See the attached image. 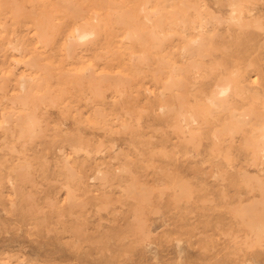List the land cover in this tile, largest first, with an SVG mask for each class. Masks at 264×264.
<instances>
[{"label": "rangeland", "instance_id": "rangeland-1", "mask_svg": "<svg viewBox=\"0 0 264 264\" xmlns=\"http://www.w3.org/2000/svg\"><path fill=\"white\" fill-rule=\"evenodd\" d=\"M62 1L0 0V264H264V233L263 239L256 237V229L250 228L262 196L243 180V173L262 175V170L248 166L244 153L235 150L237 136L230 139L224 133L220 141L212 137L228 113L209 114L191 140L181 133L176 118L180 110L191 112L181 106L182 96L195 94V87L207 89L236 65L244 71L252 64L248 76L257 82V65L264 68V27H250L237 40L227 31L233 27L210 19V14L227 15L226 0H190L194 23L206 25L202 52L186 58L198 64L188 73L180 53L185 44L181 36L196 35L194 26L184 32L182 25L169 28L163 46L154 49L141 38L119 36L115 44L120 47L113 44V52L92 51L87 45L67 56L55 26L66 22L73 7L114 9L127 0ZM246 7L264 22V0H252ZM37 16L43 23L41 39L34 35ZM175 16L179 23L181 15ZM32 56L46 70L44 76L40 70L34 78L24 66ZM76 73L111 77L100 80L101 99L87 84L61 87L60 80L69 81ZM21 75L33 79L35 98L26 107L10 98L17 94L14 87ZM167 77L171 89L161 110L160 85ZM111 81L118 82L120 93ZM41 95L44 103L39 102ZM31 109L38 118L36 132L19 137L14 128L11 135L13 125L4 124L2 114Z\"/></svg>", "mask_w": 264, "mask_h": 264}, {"label": "bare ground", "instance_id": "bare-ground-1", "mask_svg": "<svg viewBox=\"0 0 264 264\" xmlns=\"http://www.w3.org/2000/svg\"><path fill=\"white\" fill-rule=\"evenodd\" d=\"M39 1V0H38ZM54 1V0H53ZM61 1V0H60ZM66 1V0H65ZM64 0L61 2L63 5ZM172 1V2H170ZM179 0H127L123 4L118 5L117 8L114 6V9L107 6L102 7L98 6L96 8H90V10H83V8H72L71 11H69L65 17L66 22L59 23L55 26V35H57L60 38V41L62 40V47L61 50H63L67 56L71 55L73 52H75L76 48L80 47L86 48L87 45L92 46V51L98 50L105 52L110 51L117 41V37L121 36L122 40H135L137 39L139 41L142 40V42L146 43H152L151 48L155 47V45H161L160 43L164 39L166 35V31L169 28L176 27V25H182L184 32L189 27L194 26V32H196V35L193 37H188L182 35L181 37L184 40V45L180 49L181 58L184 62V70L189 73L192 68H195L198 66L194 61L191 59H187L188 57H192L194 55H197L202 50L201 43L203 41L202 35L205 33L203 30V25H206L205 22L201 23H194L195 19L191 17V10L193 9V6L191 5L190 0H186L184 3L182 0V3L179 2V4L176 2ZM220 1V0H219ZM218 1V2H219ZM28 2V0H27ZM92 2V1H91ZM256 3V1H254ZM253 2V3H254ZM10 3V2H9ZM60 3V4H61ZM66 3H68L66 1ZM65 3V5H66ZM113 3V2H112ZM217 3V2H216ZM252 3V0H226V8L228 9L227 15H215L210 14L211 21L216 20L217 25L219 24H225L227 26L233 27V29H230L228 27L227 31L229 33H234L237 37V40L242 36L245 35L246 29H250V27L254 28H263L264 22L262 21L261 17L258 15H255V12L253 9H248L246 6L247 4ZM258 3V2H257ZM3 4V3H2ZM15 4V2H14ZM13 4V7L16 5ZM29 4V3H27ZM33 5V3H31ZM91 4V3H90ZM100 4V1H99ZM103 4V3H102ZM64 5V6H65ZM220 5V3H219ZM67 6V5H66ZM69 6V7H68ZM68 8H70V5L68 4ZM96 6V5H94ZM112 6V5H111ZM55 7V6H54ZM57 7V6H56ZM55 7V8H56ZM72 7V6H71ZM17 8V7H15ZM34 8V6H33ZM60 7H57V9ZM62 8V7H61ZM195 8V7H194ZM35 9V8H34ZM64 9V8H63ZM8 10V9H7ZM6 10V11H7ZM51 10V9H50ZM55 10V9H54ZM62 10V9H61ZM65 10V9H64ZM67 10V9H66ZM4 11V10H3ZM2 11V12H3ZM11 11V9H10ZM18 11V9L16 10ZM14 10V12H16ZM36 11V10H35ZM56 11V10H55ZM60 11V10H59ZM195 11V10H193ZM259 11V10H257ZM8 12V11H7ZM67 12V11H66ZM65 12V13H66ZM207 12V11H206ZM263 12V11H262ZM19 13V11H18ZM21 13V12H20ZM37 13V12H36ZM180 14L181 15V21L179 23H176V20H178L179 17H176L175 15ZM193 13V12H192ZM196 13V11H195ZM198 13V12H197ZM196 13V14H197ZM201 13V12H199ZM6 14V13H5ZM8 14V13H7ZM43 14V13H42ZM195 14V15H196ZM2 15V14H1ZM4 15V14H3ZM64 15V14H63ZM198 15V14H197ZM28 16V15H27ZM30 16V15H29ZM33 16V15H32ZM39 16V14H38ZM36 17L33 19L35 22L36 28L33 26V29L35 28L38 30L34 35L39 37V39L42 38L41 33V26L42 21L40 20V17ZM58 16V15H57ZM179 16V15H178ZM199 16V15H198ZM64 16H62L63 18ZM175 17L177 19H175ZM12 18V17H11ZM23 18V17H22ZM58 18V17H57ZM201 18V17H200ZM203 18V17H202ZM29 19V18H26ZM205 19V18H204ZM203 20V19H202ZM22 20H20V23ZM205 21V20H204ZM210 21V22H211ZM23 22H27L24 21ZM181 22V23H180ZM207 22V21H206ZM209 22V21H208ZM14 23V22H13ZM12 23V24H13ZM17 23V21H16ZM28 23V22H27ZM2 24V23H1ZM11 24V25H12ZM33 25V23H31ZM3 25V24H2ZM14 25V24H13ZM26 25V24H25ZM133 25V29L131 28ZM30 26V25H29ZM120 26H123L124 28L129 26V30L126 29L125 31H120ZM131 26V27H130ZM222 26V25H220ZM226 26V27H227ZM138 29H137V28ZM205 27V26H204ZM21 29V28H20ZM122 30V29H121ZM170 30V29H169ZM172 30V29H171ZM27 31V30H26ZM20 32V31H19ZM18 32V33H19ZM45 32V31H44ZM11 33V31H10ZM21 33V32H20ZM29 33V32H28ZM209 34V33H208ZM5 35V34H4ZM3 35V36H4ZM34 35H32L34 37ZM206 35V34H205ZM20 36V35H19ZM28 36V35H27ZM216 36V35H215ZM24 37V36H23ZM55 37V36H54ZM57 37V38H58ZM120 37V38H121ZM171 37V36H170ZM179 37V36H178ZM229 37V36H228ZM2 38V36H1ZM15 38V37H14ZM35 38V37H34ZM33 38V39H34ZM173 38V36H172ZM4 38H2L3 40ZM38 40V38H36ZM212 38H210L211 41ZM1 40V42H2ZM44 40V38H43ZM57 40V39H56ZM172 40V39H171ZM205 40H207L205 38ZM165 41V40H164ZM163 41V42H164ZM39 42V41H38ZM127 42V41H126ZM136 42V41H135ZM162 42V43H163ZM175 42V41H174ZM5 43V42H4ZM10 43V42H9ZM28 43V42H27ZM31 43V42H29ZM2 45V44H1ZM31 45V44H30ZM59 45V44H58ZM118 44H115V47ZM129 45V43L127 44ZM261 45V44H260ZM22 46V44H21ZM40 46V45H39ZM55 46V45H54ZM60 46V45H59ZM85 46V47H84ZM120 47V43L118 45ZM163 46V45H161ZM204 46V45H203ZM5 47V46H3ZM12 47V46H11ZM25 47V46H24ZM160 47V46H159ZM16 48V47H15ZM19 48V47H17ZM51 48V47H50ZM55 48V47H54ZM88 48L89 50H91ZM127 48V47H126ZM145 48V47H144ZM219 48V47H217ZM4 49V48H3ZM13 49V47H12ZM21 49V48H20ZM23 49V48H22ZM36 48H34V52ZM52 49V48H51ZM86 49V50H88ZM94 49V50H93ZM117 51L118 49L115 48ZM113 49V50H115ZM128 49V48H127ZM210 49V48H209ZM29 50V49H28ZM81 50V49H80ZM85 50V51H86ZM129 50V49H128ZM174 50V49H173ZM263 50V49H262ZM10 51V50H9ZM18 52V49L16 50ZM24 51V49H23ZM84 51V52H85ZM112 51V50H111ZM146 51V49H145ZM113 52V51H112ZM158 52V51H157ZM163 52V51H162ZM173 52V51H172ZM224 52V51H223ZM40 53V52H39ZM57 53V51H56ZM179 53V52H178ZM58 54V53H57ZM93 54V53H92ZM106 54V53H105ZM115 54V53H114ZM140 54H143L140 53ZM155 53H153L154 55ZM201 54V53H200ZM6 55V54H5ZM22 55V54H21ZM20 55V56H21ZM52 55V54H51ZM75 55V54H74ZM107 55V54H106ZM173 55V54H172ZM66 56V55H65ZM203 56V55H202ZM3 57V56H2ZM108 57V56H107ZM142 57V56H141ZM140 57V58H141ZM144 57V55H143ZM59 58V57H58ZM6 59V58H5ZM30 60H27L26 62H23L29 71V73L33 74L35 78V73L41 70L42 72L43 67L39 65L36 62V58L32 56L29 58ZM139 59V58H138ZM162 59V58H161ZM198 59V58H197ZM226 59V58H225ZM180 60V59H179ZM237 60V59H236ZM55 61V60H54ZM60 61V60H59ZM71 61V60H70ZM132 61V60H131ZM140 61V59H139ZM138 61V62H139ZM3 62V59H2ZM73 62V61H72ZM96 62V61H95ZM100 62V61H99ZM109 62V61H108ZM107 62V63H108ZM118 62V61H117ZM163 62V61H162ZM6 63V62H5ZM15 64V62H13ZM240 63V62H239ZM2 64V63H1ZM17 64V63H16ZM101 64V63H100ZM162 64V63H161ZM60 64H58L59 66ZM109 65V64H108ZM132 65V64H130ZM217 65V64H216ZM258 64L256 68V75H257V82L250 81V78L248 76L249 71L247 68L254 67L252 64L245 67L244 71H241L238 66L234 68V71H230L226 77L220 78L216 80L212 85H209L207 89L195 87V94H192L191 96L185 95L182 96L181 106L183 108L190 107L191 112L188 111H178L177 113V122L180 125L179 129L181 130V133L186 137V139L191 140L194 135L197 133L195 130L196 128H201L206 123L209 114L214 113H222L227 112L228 116L227 118L222 121L212 134V137L217 141L223 135L224 133L230 135L231 137H236L237 145L235 147V150L237 152H242L245 155L246 164L250 167H256L260 168L262 170V175L259 174H248L243 173V180L248 184L247 187L257 188L258 192L262 196V206L259 207L255 212H252L254 216L249 214V218L251 219V229H256V237L260 236V238L263 239L262 234L264 233V68L261 67V65ZM43 66V65H42ZM57 66V67H58ZM164 66V65H161ZM219 66V65H218ZM15 67V66H14ZM19 67V66H18ZM131 67V66H130ZM8 68V67H7ZM132 68V67H131ZM19 69V68H18ZM25 69V68H24ZM57 69V68H56ZM108 69V68H107ZM136 69V68H135ZM143 69V68H142ZM146 69V68H144ZM220 69V68H219ZM11 70V68L9 69ZM44 70V69H43ZM58 70V69H57ZM148 70V68H147ZM156 69L152 70L155 71ZM2 71V70H1ZM0 71V72H1ZM46 71V70H44ZM48 71V70H47ZM135 71V70H134ZM133 71V72H134ZM139 71V70H138ZM179 71V70H178ZM182 70H180L181 72ZM13 72V71H12ZM24 72V71H23ZM131 72V73H133ZM164 72V71H163ZM16 73V72H15ZM40 73V72H39ZM38 73V75H39ZM91 73V72H90ZM167 73V72H166ZM136 74V72H135ZM2 75V74H1ZM100 75V74H99ZM107 74L102 77V75L96 77V79L93 77L94 74H89V76H85L84 73H76L74 76H77L75 78H72L71 80H60L56 81L57 83L65 86L74 85H83L87 84L88 90L92 92V95L94 97H99L101 99L102 97V91H101V81L106 78H111L110 76L107 77ZM138 75V74H136ZM141 75V74H140ZM147 75V74H146ZM150 75V74H149ZM153 75V74H152ZM159 75V74H158ZM158 75L156 76L157 80H160L161 77ZM42 76V75H41ZM44 76V74H43ZM73 76V77H74ZM164 76V75H163ZM175 76V75H174ZM18 77V75H17ZM30 76L21 75L16 80L14 89L17 90V94L13 95L11 98L12 102L15 105L24 106L26 107L28 102L35 98L32 93L31 89L33 87V83ZM71 77V75H70ZM151 77V76H150ZM65 78V77H64ZM98 78V79H97ZM139 78V77H138ZM144 78V77H143ZM5 79V78H4ZM15 79V78H14ZM39 79V78H38ZM52 79V78H51ZM56 79V78H55ZM114 79V78H113ZM137 79V78H136ZM142 79V78H141ZM145 79V78H144ZM42 80V79H41ZM40 80V81H41ZM110 80V79H109ZM115 80V79H114ZM140 80V78H139ZM138 80V82H140ZM143 80V79H142ZM169 77L164 78L161 82V89L159 91V100L162 102V105L160 106L161 110H164L165 107V101L167 99V94L170 91L171 87L169 86ZM1 81V80H0ZM14 81V80H13ZM147 81V80H146ZM153 81V80H152ZM9 82V80H8ZM35 82V81H34ZM39 82V81H38ZM37 82V83H38ZM49 82V81H47ZM112 82V81H111ZM148 82V81H147ZM123 83V82H122ZM152 83V82H151ZM154 83V82H153ZM152 83V84H153ZM39 84V83H38ZM110 84H113V86L116 88V91L120 93L119 87L120 85L118 82L114 81ZM109 84V85H110ZM42 85V84H41ZM58 85V84H57ZM123 85V84H121ZM157 85V84H156ZM5 88V85H3ZM127 86V85H126ZM172 86V84H171ZM42 87V86H40ZM39 87V88H40ZM50 87V86H49ZM135 87V86H134ZM38 88V89H39ZM48 88V87H47ZM58 87H56L57 89ZM78 88V87H77ZM81 88V87H80ZM78 88V89H80ZM138 86L136 87V89ZM46 89V88H45ZM59 89V88H58ZM57 89V91H58ZM64 90V89H63ZM87 90V91H88ZM36 91V90H35ZM39 91V90H37ZM56 91V92H57ZM123 91V90H122ZM128 91V90H127ZM135 91V89H134ZM48 92V91H47ZM77 91H75L74 94H76ZM80 91L78 90V94ZM82 92V90H81ZM86 92V90H85ZM130 93L132 92L129 91ZM40 93V91H39ZM49 93V92H48ZM73 93V92H72ZM56 94V93H55ZM76 94V97L77 95ZM128 94V93H127ZM11 96V95H10ZM45 96V95H44ZM41 95L39 102L42 100L44 101L45 97ZM82 96V95H81ZM84 96V95H83ZM82 96V97H83ZM64 97V96H63ZM73 97V96H71ZM142 97V96H141ZM47 98V97H46ZM55 98V97H54ZM68 98V96H67ZM87 98V97H86ZM134 98V97H133ZM132 98V99H133ZM152 98V97H151ZM175 98H177L175 96ZM83 99V98H82ZM136 99V98H135ZM153 99V98H152ZM151 99V101H152ZM9 100V99H8ZM38 100V98H37ZM62 100V99H61ZM77 100V99H76ZM104 100V99H103ZM102 100V101H103ZM177 100V99H176ZM7 101V100H6ZM35 101V100H33ZM59 101V100H58ZM102 102L101 100H99ZM134 101V100H133ZM2 102V101H1ZM53 102V100H51ZM50 102V103H51ZM67 102V101H66ZM108 102V101H107ZM129 102V101H128ZM6 103V102H5ZM10 103V102H9ZM41 103V102H40ZM44 103V102H43ZM61 103V102H59ZM69 103V102H68ZM133 103V102H132ZM180 103V102H179ZM67 104V103H66ZM101 104V103H100ZM103 104V102H102ZM69 105V104H68ZM72 105V104H71ZM34 106V105H33ZM32 106V107H33ZM36 106V105H35ZM52 106V105H51ZM66 106V105H65ZM123 106V105H122ZM155 106V105H153ZM5 107V106H4ZM67 107V106H66ZM65 107V108H66ZM78 107V106H77ZM159 107V106H158ZM36 108V107H34ZM151 108V107H150ZM170 108V107H169ZM2 109V108H1ZM64 109V108H63ZM68 109V108H67ZM88 109V108H86ZM102 109V108H101ZM119 109V108H118ZM126 109V108H125ZM137 109V108H136ZM152 109V108H151ZM84 110V109H83ZM99 110V109H98ZM140 111V110H139ZM138 111V112H139ZM153 111V110H152ZM177 110H174V112ZM59 112V111H58ZM118 112V111H117ZM123 112V111H122ZM170 112V111H169ZM3 113V112H1ZM126 113V111L124 112ZM123 113V114H124ZM17 115H14L12 112H4L2 114L3 117V123L4 124H11V135L14 134L15 129H17V133L19 137H24L26 135H32L36 132L35 130V123L37 121L36 119V113L34 109L27 110V111H19L16 113ZM96 114V113H95ZM93 115L95 117L96 115L101 117L103 114L101 112H98L96 115ZM132 114V113H131ZM139 115V113H137ZM128 115V114H126ZM161 115V114H160ZM43 116V115H42ZM110 116V115H109ZM129 116V115H128ZM156 117V116H155ZM211 117V116H210ZM108 118V117H107ZM65 119V118H64ZM80 119V118H79ZM121 119V118H120ZM40 120V119H39ZM98 120V119H97ZM99 120L102 121V119L99 118ZM118 120V119H117ZM81 121V120H80ZM92 121V120H91ZM94 121V120H93ZM112 121V120H111ZM76 122V121H75ZM113 122V121H112ZM117 122V121H116ZM149 122V121H148ZM216 122V120H215ZM163 123V122H162ZM40 125V124H39ZM110 125V124H109ZM118 125V124H117ZM177 125V124H176ZM4 126V125H3ZM7 126V125H6ZM52 126V125H51ZM89 126V125H88ZM112 126V125H111ZM71 127V126H70ZM147 127V126H146ZM57 128V127H56ZM98 128V127H97ZM10 129V128H9ZM8 129V130H9ZM61 129V128H60ZM65 129V128H63ZM62 129V130H63ZM120 129V128H119ZM82 130V129H81ZM60 131V130H59ZM141 131V130H140ZM179 131V130H178ZM199 131V130H198ZM16 133V134H17ZM57 133V132H56ZM63 133V132H62ZM65 133V131H64ZM71 133V132H70ZM104 133V132H103ZM144 133V132H143ZM155 133V132H154ZM162 134V132H161ZM70 135V134H69ZM1 136V135H0ZM16 136V135H14ZM35 136V135H34ZM11 137V136H10ZM9 137V138H10ZM33 137V136H32ZM108 137V136H107ZM176 137V136H174ZM202 138V137H201ZM66 139V138H65ZM146 139V138H145ZM184 139V138H183ZM10 140V139H9ZM12 140V139H11ZM14 140V139H13ZM37 140V139H36ZM59 140V139H58ZM149 140V139H148ZM61 141V140H60ZM151 141V139H150ZM220 141V140H219ZM48 142V140H47ZM8 143V142H7ZM43 144V143H42ZM60 144V143H59ZM149 144V143H147ZM61 145V144H60ZM126 145V144H125ZM37 146V145H36ZM58 145H56L57 147ZM70 146V145H69ZM76 147V145H74ZM19 147V146H18ZM68 147V146H67ZM214 147V146H213ZM43 148V145H42ZM70 148V147H69ZM77 148V147H76ZM79 148V147H78ZM164 148V147H163ZM215 148V147H214ZM157 149V148H156ZM22 150V149H21ZM30 150V149H29ZM9 151V150H8ZM74 151V150H73ZM72 151V152H73ZM132 151V150H131ZM204 152V151H203ZM202 152V153H203ZM40 153V151H39ZM95 153V152H94ZM6 154V153H5ZM100 154V153H99ZM3 155V154H2ZM124 158L123 154H121ZM139 155V153H138ZM37 156V155H35ZM59 156V155H58ZM94 156V155H93ZM3 157V156H2ZM16 157V156H15ZM21 157V156H20ZM77 157V156H76ZM84 157V156H83ZM139 157V156H138ZM215 157V156H214ZM122 158V159H123ZM216 158V157H215ZM4 159V158H2ZM125 159V158H124ZM142 159V158H141ZM224 159V158H223ZM17 160V159H16ZM55 160V159H54ZM1 161V160H0ZM5 161V160H4ZM64 161V160H63ZM93 161V160H92ZM123 161V160H122ZM227 161V160H226ZM124 162V161H123ZM3 163V162H2ZM57 163V162H56ZM81 163V162H79ZM228 163V162H227ZM55 164V163H54ZM230 164V163H229ZM243 164V163H242ZM121 165V164H120ZM244 165V164H243ZM11 166V165H10ZM60 167V166H58ZM100 167V166H99ZM114 167V166H113ZM121 167V166H120ZM9 168V167H8ZM17 169V168H16ZM47 169V168H46ZM58 169V168H57ZM89 170V169H88ZM1 171V169H0ZM106 171V170H105ZM14 172V171H13ZM26 172V171H25ZM41 172V170H40ZM44 172V171H43ZM61 172V171H60ZM58 172V173H60ZM95 172V171H94ZM241 172V171H240ZM21 175V174H20ZM62 175V173H61ZM95 175V174H94ZM125 175V174H124ZM7 176V175H5ZM14 176V175H13ZM12 177V176H11ZM52 177V176H51ZM59 177V176H58ZM61 177V176H60ZM64 179V178H63ZM84 179V178H83ZM124 179V177H123ZM158 179V178H157ZM30 180V179H29ZM33 180V179H32ZM31 180V181H32ZM43 180V179H42ZM41 180V181H42ZM34 181V180H33ZM169 181V180H168ZM6 182V181H5ZM30 183V182H29ZM165 183V182H164ZM21 184V183H20ZM182 184V183H181ZM180 184V185H181ZM243 184V183H242ZM245 184V183H244ZM133 185V184H132ZM15 186V185H14ZM99 186V185H98ZM122 186V185H121ZM130 186V185H129ZM134 187V186H133ZM161 187V186H160ZM59 188V187H58ZM199 188V187H198ZM134 189V188H133ZM97 190V189H96ZM142 190V189H141ZM251 189L250 191H252ZM65 191V188H64ZM132 191V189H131ZM72 192V191H71ZM129 192V190H128ZM138 195V194H136ZM145 195V194H144ZM259 195V194H258ZM140 196V195H139ZM187 196V195H186ZM54 198V197H53ZM37 200V199H36ZM246 200V199H245ZM20 201V200H19ZM2 202V201H1ZM261 202V201H260ZM66 203V202H65ZM147 203V202H146ZM25 204V203H24ZM47 204V203H46ZM98 206V205H97ZM244 206V204L242 205ZM248 207V206H247ZM68 208V207H67ZM243 209V208H242ZM248 209V208H247ZM59 210V209H58ZM65 210V209H64ZM240 211V210H239ZM249 210H247L248 213ZM236 212V211H235ZM238 212V211H237ZM242 212V211H240ZM246 213V211H244ZM243 212V213H244ZM246 213V214H247ZM251 213V212H249ZM121 214V213H120ZM88 215V214H87ZM238 215V213H237ZM241 215H243L241 213ZM240 215V216H241ZM43 216V215H42ZM247 216V215H243ZM251 216V217H250ZM233 218V217H232ZM243 218H241L242 220ZM248 219V218H247ZM240 220V221H241ZM57 221V220H56ZM114 221V220H113ZM244 221V220H243ZM242 222V221H241ZM67 224V223H66ZM250 225V222H248ZM54 226V225H53ZM246 226V225H245ZM56 227V226H55ZM249 226H247L248 228ZM53 229V228H52ZM252 231V230H251ZM57 232V231H56ZM254 236V237H255ZM255 237V238H256ZM253 238V239H255ZM260 238H258L260 240ZM256 240V241H259ZM262 241V240H261ZM64 245V244H63ZM67 247V246H66ZM68 248V247H67ZM72 248V247H71Z\"/></svg>", "mask_w": 264, "mask_h": 264}]
</instances>
